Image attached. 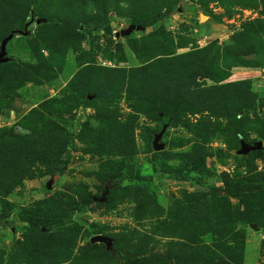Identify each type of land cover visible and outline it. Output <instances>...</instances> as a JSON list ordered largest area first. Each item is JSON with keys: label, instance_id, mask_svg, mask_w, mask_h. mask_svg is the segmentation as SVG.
Returning <instances> with one entry per match:
<instances>
[{"label": "rangeland", "instance_id": "374dc122", "mask_svg": "<svg viewBox=\"0 0 264 264\" xmlns=\"http://www.w3.org/2000/svg\"><path fill=\"white\" fill-rule=\"evenodd\" d=\"M4 41L0 264H264L224 186L264 182V0H0Z\"/></svg>", "mask_w": 264, "mask_h": 264}, {"label": "trees", "instance_id": "16d2710c", "mask_svg": "<svg viewBox=\"0 0 264 264\" xmlns=\"http://www.w3.org/2000/svg\"><path fill=\"white\" fill-rule=\"evenodd\" d=\"M151 139L154 138V135L150 137ZM256 154L261 155L262 151H258L256 152ZM197 182H199L198 180H196ZM225 189L228 191V193L235 197L238 198L239 194L241 192L242 189L247 190V191H251V190H263L264 191V182L260 185H255L252 186L249 182H247L246 180H242V179H238L237 175H235L234 180L230 181V182H226L224 184ZM142 188L144 189L143 191L148 192V190L150 189V185L149 184H145L142 185ZM92 202V199H89L87 201L78 203L75 205V211L78 213H84L86 212L88 205ZM50 228H52V231H59L62 232L63 228L61 227V225L58 224H54L53 226H50ZM118 256H120V252L117 251ZM124 258L126 259V261L128 262V264H137V262L129 255H125Z\"/></svg>", "mask_w": 264, "mask_h": 264}, {"label": "water", "instance_id": "95a60500", "mask_svg": "<svg viewBox=\"0 0 264 264\" xmlns=\"http://www.w3.org/2000/svg\"><path fill=\"white\" fill-rule=\"evenodd\" d=\"M6 41H4L1 44V47H0V64H4L7 61V60L3 59V57L5 56L4 45H5ZM161 138H162V133H160L158 135H155L154 138H153V149L155 151H161L164 148L163 144L161 143ZM247 152H248V150L244 147L242 149V151H240L238 154L239 155H244ZM91 243H95V244L96 243H102V244H107V245L110 244V243H108V241L105 238H102V237H94V238H92L91 239Z\"/></svg>", "mask_w": 264, "mask_h": 264}]
</instances>
